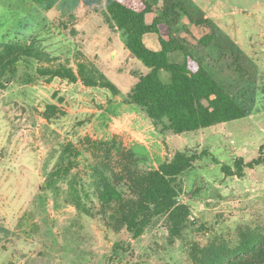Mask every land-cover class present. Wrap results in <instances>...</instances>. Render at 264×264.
<instances>
[{"label": "rangeland", "instance_id": "obj_1", "mask_svg": "<svg viewBox=\"0 0 264 264\" xmlns=\"http://www.w3.org/2000/svg\"><path fill=\"white\" fill-rule=\"evenodd\" d=\"M210 1L207 9L230 27L258 76L235 95L245 118L174 134L125 100L142 69L126 62L124 51L111 58L106 45L95 61L85 57L92 51L88 29L107 23L105 0H56L50 9L0 0V50L29 45L38 54L22 56L15 73L0 74V264H194L195 254L213 244L237 245L242 229L264 234V164L238 177L225 175L211 156L197 159L176 179L178 200L190 208L178 234L163 215L134 238L66 200L69 181L91 192L90 165L127 189L128 170L156 169L177 151L207 150L231 166L264 154V0ZM78 58L117 93L38 71L61 64L77 70ZM48 104L58 108L50 120L43 116ZM83 200L97 209L92 193Z\"/></svg>", "mask_w": 264, "mask_h": 264}, {"label": "trees", "instance_id": "obj_2", "mask_svg": "<svg viewBox=\"0 0 264 264\" xmlns=\"http://www.w3.org/2000/svg\"><path fill=\"white\" fill-rule=\"evenodd\" d=\"M39 7L50 9L56 0H33ZM94 4L95 0H85ZM106 21L121 33L130 55L147 69L137 75V81L125 100L138 106L156 124L174 134L192 132L220 123L245 118V109L235 95L258 76L255 61L215 23L194 0H163L155 6L149 0H105ZM157 13L151 23L146 16ZM164 24L167 38H160L161 49H149L143 41L146 33H158ZM210 49L215 53H211ZM181 51L183 61L172 63L168 54ZM37 56L28 46L5 44L0 50V74L15 73L22 56ZM170 74L167 81L160 78V71ZM42 75L81 81L89 86H102L117 93V86L102 74L93 73L86 58L77 59V70L61 64L55 68L42 67ZM58 108L48 104L44 118L56 117ZM211 156L215 164L228 176L244 175L245 168L264 164V154L245 162L242 157L233 166L221 163L207 150L199 153L177 151L173 157L156 169L138 173L128 170L126 187L116 185L110 175L97 165H90L91 192H84L69 181L66 200L77 211L93 216L100 214L110 227H126L134 238L143 234L149 221L165 215L172 232L178 234L185 226L190 208L178 200L176 179L183 171L203 157ZM71 161H68V165ZM68 170V169H67ZM60 169H56V173ZM90 193L98 202L88 205L83 197ZM194 264H264V234L247 227L239 231L237 245L220 242L195 254Z\"/></svg>", "mask_w": 264, "mask_h": 264}, {"label": "crops", "instance_id": "obj_3", "mask_svg": "<svg viewBox=\"0 0 264 264\" xmlns=\"http://www.w3.org/2000/svg\"><path fill=\"white\" fill-rule=\"evenodd\" d=\"M151 1L155 6H161L163 3V0H149ZM194 2L206 12V14L215 22L219 25V27L227 34L229 35L238 45L242 48L244 51L242 45L239 44L238 40L236 39V36H234L231 32H233L230 27H227L224 22H222L220 19L217 18L216 13L214 10L212 11L213 13L211 14L208 8H211V5L213 2L210 0H194ZM213 6V5H212ZM157 15V13H150L146 16V22L151 23L153 18ZM88 30L92 33L91 37H89V40L87 41L89 48L92 50L91 53L90 51L87 52L86 50L84 51V55L87 59L89 60H94V57L96 55L98 56L99 53H97V50L100 48H104L106 45L108 46L107 48L110 49V56L111 58H116L119 54L120 51H124V57L126 59V62L128 61H133V63L137 64L138 66L141 67L142 73H146L148 69L139 62L138 59L130 55V52L126 48L124 44V39L121 35V33L117 30L115 27L109 26L108 23H98L94 26H91ZM167 29L164 24H159L158 25V33L154 32H149L146 33L143 36V41L144 44L151 50L154 51H159L161 49V44H160V38L166 39L167 38ZM114 42H117L114 44ZM109 43V45L107 44ZM123 49V50H122ZM96 50V52H95ZM103 52V50L101 51ZM211 53H215L214 50L210 49ZM103 54V53H102ZM168 60L172 63H181L183 61V54L181 51H174L168 54ZM95 61V60H94ZM163 72L160 71V74ZM106 74V73H105ZM141 74V73H140ZM165 79H169L170 74H165ZM137 81V75L134 77L133 76V82L131 87L135 84ZM113 83V82H112ZM116 85V84H115Z\"/></svg>", "mask_w": 264, "mask_h": 264}]
</instances>
